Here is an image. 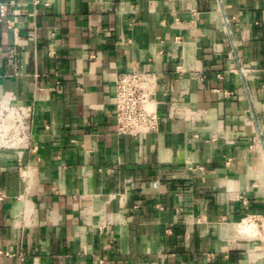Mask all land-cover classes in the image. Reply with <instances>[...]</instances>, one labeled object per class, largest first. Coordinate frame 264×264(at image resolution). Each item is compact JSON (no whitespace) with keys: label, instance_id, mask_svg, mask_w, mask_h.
Masks as SVG:
<instances>
[{"label":"crops","instance_id":"1","mask_svg":"<svg viewBox=\"0 0 264 264\" xmlns=\"http://www.w3.org/2000/svg\"><path fill=\"white\" fill-rule=\"evenodd\" d=\"M0 4V95L36 146L27 178L0 152V264H264L237 226L264 219V0ZM134 70L162 103L140 139L113 115Z\"/></svg>","mask_w":264,"mask_h":264},{"label":"built area","instance_id":"2","mask_svg":"<svg viewBox=\"0 0 264 264\" xmlns=\"http://www.w3.org/2000/svg\"><path fill=\"white\" fill-rule=\"evenodd\" d=\"M6 15L4 5L0 4V23L4 22ZM158 81L159 76L155 72L134 70L115 75L113 115L119 136L140 139L159 131L162 103L157 95ZM224 95L229 97L232 94L224 92ZM34 114V107L19 105L13 93L0 95V152L13 151L17 154L22 178L28 176L24 155L36 151L32 141ZM237 226L242 231L250 227L248 232H243L259 236L264 231V219L258 215H247Z\"/></svg>","mask_w":264,"mask_h":264},{"label":"bare ground","instance_id":"3","mask_svg":"<svg viewBox=\"0 0 264 264\" xmlns=\"http://www.w3.org/2000/svg\"><path fill=\"white\" fill-rule=\"evenodd\" d=\"M249 230H250V227H245V230L243 231L248 232Z\"/></svg>","mask_w":264,"mask_h":264}]
</instances>
